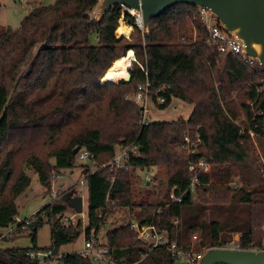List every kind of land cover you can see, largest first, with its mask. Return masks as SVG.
Listing matches in <instances>:
<instances>
[{
    "label": "trees",
    "instance_id": "obj_1",
    "mask_svg": "<svg viewBox=\"0 0 264 264\" xmlns=\"http://www.w3.org/2000/svg\"><path fill=\"white\" fill-rule=\"evenodd\" d=\"M99 2L57 0L33 8L19 28L0 29V227L17 222V198L32 183L27 168L37 173L48 196L55 175L77 167L76 148L88 149L99 166L95 170L84 166L88 195L84 228L81 220L74 226L62 222L64 212L73 207L72 190L64 191L17 230L18 235L30 231L33 246L0 247V264H33L31 251L61 250L83 234L87 238L97 234L115 207L137 205L138 168L166 170L164 198L152 204L142 198L137 218L154 222L170 244L199 251L221 246L231 239V232L238 231L244 245L261 249L263 164L250 133L242 132L233 120L243 117L247 129L264 135V116L255 115L264 108V94L257 92L264 71L230 54L219 55L216 47L206 44L199 7L176 4L152 18L147 33L125 11L124 19L134 26L128 40L117 36L122 7L116 5L97 22L92 13ZM193 26L199 35L195 42ZM93 34L98 36L96 45L91 44ZM129 49L136 55L132 78L101 81L116 61L128 56ZM148 81L153 83L158 108L166 109L178 98L193 105L189 118L142 123L144 108L127 96ZM157 97L165 102L158 104ZM186 133L201 137L194 154L179 149ZM256 140L264 157V139ZM131 145L135 150L129 151L125 168L103 166L119 146ZM189 156L206 157L212 165L210 172L199 173L202 184L196 192L188 190L193 176ZM172 188L183 194L181 201H170ZM159 208L162 214L154 217ZM45 222L50 224L52 240L40 248L37 233ZM104 242L109 257L119 263L173 264L171 251L138 239L131 222L109 231ZM140 253L146 257L141 259ZM68 261L93 264L78 251L69 253Z\"/></svg>",
    "mask_w": 264,
    "mask_h": 264
},
{
    "label": "built area",
    "instance_id": "obj_2",
    "mask_svg": "<svg viewBox=\"0 0 264 264\" xmlns=\"http://www.w3.org/2000/svg\"><path fill=\"white\" fill-rule=\"evenodd\" d=\"M123 14L125 15V11L129 12L131 15L135 17V25L144 33V23L141 13H136L134 10L127 9L122 7ZM197 15L199 16L203 28V41L206 44L216 47L217 52L219 55L222 54H230L240 61H242L247 66H256L259 65L261 70L264 69L261 67L259 61L256 58H253L246 54L245 45L244 43L236 36H232L230 33L226 32L222 26L220 25L219 20L215 15H213L210 11L206 8H199L197 11ZM194 29L196 30L194 33ZM192 35L193 41L195 42L199 39L198 29L193 26L192 27ZM185 41L183 37L181 39ZM136 60V55L134 56V60ZM153 83L146 82L145 84H140L138 86V90L132 94H129L127 98L134 100L137 104L141 105L142 102L146 104L147 100H153L152 97V90L151 86ZM257 92L259 94H264V74L260 77V85L257 86ZM165 99L163 97H157V103L163 104ZM155 103V102H154ZM156 104V103H155ZM172 104V103H171ZM142 106V105H141ZM250 106H254V103H250ZM144 114L146 108L144 105ZM256 116H264V108L260 109L256 112ZM245 118L239 117L236 120H233L236 125L241 128L242 132L248 131L253 139L256 141V138L262 137L264 139V135L257 134L253 129H247L244 125ZM148 121L145 118L142 120V123H147ZM201 143V137L198 133L195 134L194 138L191 136L190 133H186L184 135L183 143L179 149L185 150L188 155L194 154L197 151L199 144ZM134 151L135 148L133 145L122 147L116 150L115 156L112 160L104 164L103 166L110 165L111 167L115 168H125L126 164L129 160V151ZM77 158L91 162L93 166H97L96 161L92 159V155L90 154L89 150L86 148H80L77 152ZM259 161L263 164L261 167V171L264 175V157L260 153L259 154ZM189 162V171L193 172V176L191 178L188 190L191 192H195L198 187L201 186V182L199 179V173H208L212 169L211 162L208 158L202 157L199 159H192L190 156L188 157ZM102 166V167H103ZM95 170V169H94ZM154 175H146L147 183H152L155 179ZM54 178H57L56 176ZM83 184V183H82ZM82 194H87V187L82 185L80 187ZM67 191V189L62 190L60 185H56L52 182L51 185V192H50V202L55 200L58 196L62 194V192ZM169 199L171 202H179L182 200L183 194H178L175 191V188H172L169 191ZM49 203V202H48ZM170 204H168L169 206ZM163 212L162 208H159L155 211L154 217L161 215ZM34 215V214H33ZM62 222L67 225H76L80 220L82 222L83 228L86 226L88 222V216L83 208L82 212H77L74 209V213L72 215H62ZM32 216L30 218L20 220L17 218V222L14 224L5 227V233L0 234V240H3L7 237H11L14 233L17 232L19 228H24L29 222L31 221ZM131 229L137 234V238L149 243L152 248L158 246H165L168 250L171 251L173 257V264H197L198 261L202 258L204 253L211 247H203L201 250L196 251L193 247L189 250H183L177 246L176 243L169 242L168 236L165 232H159L157 230V226L154 222L151 223H144L141 219H137L136 221L131 222ZM197 239V236H194V241ZM214 247V246H213ZM221 248H230V249H237V250H259V249H251L249 245H244L242 242V234L238 231L231 233V239L227 242L221 244V246H216ZM84 257L91 260L93 264H134V263H119L114 261L109 257V248L104 245L99 239L97 234L92 233L91 237L87 238L85 236V241L83 247L78 251ZM68 254L62 252L61 250H54V249H47V250H35L28 253L29 257L33 260V264H73L68 261ZM141 259L146 257V254L140 253L139 254Z\"/></svg>",
    "mask_w": 264,
    "mask_h": 264
},
{
    "label": "rangeland",
    "instance_id": "obj_3",
    "mask_svg": "<svg viewBox=\"0 0 264 264\" xmlns=\"http://www.w3.org/2000/svg\"><path fill=\"white\" fill-rule=\"evenodd\" d=\"M0 29L12 28L17 29L20 27L21 21L25 16L29 14V12L39 6L54 4L57 0H0ZM98 12V6L93 11V15L96 16ZM124 14L119 21V25L121 26L122 20L129 26V24L124 19ZM132 26V27H131ZM131 30L130 33L124 35V37L128 40H131L132 33L134 31V26L130 25ZM194 29V33H195ZM118 35V34H117ZM118 37H122L119 36ZM98 43V36L93 34L91 37V44L96 45ZM133 50V49H129ZM128 50V51H129ZM127 51V52H128ZM128 54V53H127ZM133 56V57H131ZM135 54L130 52L128 56L123 59L127 61V71L129 72L130 68L133 66L132 61L134 59ZM132 70V68H131ZM124 79V78H123ZM122 80V79H120ZM119 80V81H120ZM103 81V79H101ZM142 106L146 108L145 118L148 122H171L177 121L180 119H188L193 111V105L180 100L178 98H174L172 104L166 109H160L158 106L152 101L147 100L146 104L142 102ZM192 136V135H191ZM255 146L257 152L261 153L260 147L258 145V141L256 140ZM124 147V146H122ZM119 146L117 149H120ZM199 149V148H198ZM77 167L72 171H64L62 173H58L55 175L57 178H53L52 182L56 185L63 184L61 187L62 190H72L74 198H81L83 201V208L87 214L88 210V195L82 194L80 187L84 185L87 187L86 180L84 177L85 165H89L92 170L96 169L99 166H93L91 162L82 161L80 159H76ZM27 173L32 179L31 186L17 198V204L19 206V216L18 219L24 220L30 218L33 214H35L38 210L44 207L48 202H50V194L45 196L46 187L40 182L37 173L31 169H26ZM146 175H154L155 178L152 183H146ZM135 199L136 206L132 209L130 208H120L115 207L114 212L108 215L107 220L108 224L104 225L98 230L97 236L101 242L106 241V235L109 231L114 230L125 223H130L132 221H136L137 214L142 210V206L140 203L142 198H146L149 203H155L159 199L164 198L167 187V175L166 170L164 168L152 169L150 171L143 169H136L135 171ZM83 183V184H82ZM235 184V183H233ZM196 192V191H195ZM197 198V194L194 196ZM74 213V208H68L64 214L72 215ZM6 229L0 227V234L5 233ZM29 232H24L22 234L14 233L11 237H7L6 239L0 240V247H15V248H23V247H31L33 246V242L31 237L29 236ZM236 232V231H235ZM233 233V232H231ZM51 228L50 224L45 222L42 227L39 228L37 233V246L45 247L51 244ZM85 241V235H81L78 239L73 242L62 246V250H80ZM197 241H194L193 244H196ZM105 243V242H104Z\"/></svg>",
    "mask_w": 264,
    "mask_h": 264
},
{
    "label": "water",
    "instance_id": "obj_4",
    "mask_svg": "<svg viewBox=\"0 0 264 264\" xmlns=\"http://www.w3.org/2000/svg\"><path fill=\"white\" fill-rule=\"evenodd\" d=\"M189 4L199 8H206L217 17L222 28L232 36L238 37L245 45L246 54L256 58L264 69V0H100L98 12L95 16L100 22L116 5L141 13L144 32L150 30V21L158 17L176 4ZM134 50H129L128 52ZM35 60H32V66ZM32 71H27L29 75ZM131 72L125 78L129 81ZM80 147L75 149V153ZM73 208L77 212L83 211L81 198H74L70 194ZM264 232V226H263ZM131 255L122 258L126 260ZM197 264H264V237L262 248L259 250H237L230 248L211 247Z\"/></svg>",
    "mask_w": 264,
    "mask_h": 264
},
{
    "label": "bare ground",
    "instance_id": "obj_5",
    "mask_svg": "<svg viewBox=\"0 0 264 264\" xmlns=\"http://www.w3.org/2000/svg\"><path fill=\"white\" fill-rule=\"evenodd\" d=\"M131 27L128 26L124 20L121 22V26L117 30V34L119 36H124L130 33ZM132 52V51H131ZM129 53V52H128ZM133 57V56H131ZM134 59V58H132ZM129 72L127 71V61L120 59L116 61L105 73L103 79V82L106 83H115L118 82L120 79H125L129 75Z\"/></svg>",
    "mask_w": 264,
    "mask_h": 264
},
{
    "label": "crops",
    "instance_id": "obj_6",
    "mask_svg": "<svg viewBox=\"0 0 264 264\" xmlns=\"http://www.w3.org/2000/svg\"><path fill=\"white\" fill-rule=\"evenodd\" d=\"M0 2H1V1H0ZM117 36H118V35H117ZM156 170H157V169H156ZM85 172H86V171H85ZM63 184H65V183H61V187H63V186H62ZM61 251H62V252H65V253H72V252H76V251H78V250H62V249H61Z\"/></svg>",
    "mask_w": 264,
    "mask_h": 264
}]
</instances>
